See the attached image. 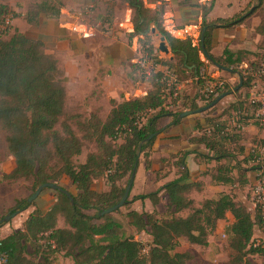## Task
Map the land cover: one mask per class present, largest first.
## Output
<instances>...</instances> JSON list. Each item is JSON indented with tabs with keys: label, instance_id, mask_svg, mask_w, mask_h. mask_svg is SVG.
<instances>
[{
	"label": "trees",
	"instance_id": "trees-1",
	"mask_svg": "<svg viewBox=\"0 0 264 264\" xmlns=\"http://www.w3.org/2000/svg\"><path fill=\"white\" fill-rule=\"evenodd\" d=\"M123 1L132 14L134 30L127 33L130 41L137 38L142 52L155 64L174 70L179 81L187 78L186 70L200 89L211 79L202 72L205 62L201 53L225 73H239L240 80L233 87L222 77L226 81L221 94L230 93L242 81L235 90L237 99L221 113L213 115L216 105L202 112L206 114L205 124L198 125L200 134L192 138L214 153L211 158L218 164L211 173L212 178L217 183L232 186L231 191L203 199L196 205L192 195L194 191H201L204 183L189 181L186 162L189 153L183 152L175 162L180 169L178 177L155 192L138 195L125 203L129 205L132 200L149 198L158 204L161 190L168 195L166 209L162 212L131 209L126 213L136 232L150 236L147 248L143 241L126 232L113 213L101 214L122 199L126 188L119 182L125 177L126 183L129 182L141 154L148 158L154 150V143L163 130L161 120L171 116L169 127L181 122L179 115L183 111L199 109L212 101L200 105L198 92L174 96L171 91L170 96L165 95V71H158L152 75L151 87L145 94L113 101L104 118L100 110H95L79 121V130L83 133L80 136L72 126L71 121L76 116L69 112L67 77L57 56L49 52L46 43L39 38L16 29L10 33V20L14 18L22 17L34 27L46 19L59 20L62 1L38 0L22 15L12 5L0 3V130L5 132L7 149L15 159L12 172L2 175L0 180H24L32 193L41 184L52 182L72 195L69 197L62 190L50 188L55 193V201L48 210L39 207L36 201L17 200L12 212H23L30 206L35 208L22 228L0 237L1 264H33L31 251L40 257L37 264L52 263L55 254L71 258L74 264H191L193 254L177 249L180 239L207 246L210 235L229 213L234 218L226 228L230 264H255L250 255L264 257V245L254 241L257 224L264 226V206L260 203L253 214L246 203L238 199L237 192L251 183L249 172L264 170V159L257 148L248 151L242 143L245 131L227 135L222 132L234 111L251 107L252 76L242 64L253 54L256 58L247 62L251 68L259 66L264 60V50L256 54L226 49L223 56L212 53L213 30L243 21L251 14L250 9L233 18L208 20L213 2L201 5V34L206 27L203 48L202 42L194 46L190 37H176L166 30L164 2L151 7L145 0ZM257 8L264 14V0H258L254 11ZM153 29L165 36L172 58L162 60L157 55L152 41ZM256 30L264 35V18ZM143 56L147 60L145 54ZM131 61L135 62V58ZM254 124L261 125V122L255 120ZM85 140L94 143L96 150L88 153L85 162L77 163L75 158L82 153ZM257 144L264 147V139ZM1 161L0 153V164ZM233 161L234 164L229 165ZM149 166L150 160L147 161ZM102 177L110 185L108 191L93 188L94 181ZM70 186L77 193H73ZM60 216L64 217V227L58 225Z\"/></svg>",
	"mask_w": 264,
	"mask_h": 264
},
{
	"label": "crops",
	"instance_id": "crops-1",
	"mask_svg": "<svg viewBox=\"0 0 264 264\" xmlns=\"http://www.w3.org/2000/svg\"><path fill=\"white\" fill-rule=\"evenodd\" d=\"M145 2L151 7H156L161 2H164L166 6V12L172 16L176 26L179 28H182L184 26L201 25L203 20L201 5H209V3L211 2H213V6L207 15L208 20H215L218 18H233L244 10L250 9L251 14L247 16V18H245L243 21H240L238 23H231L230 25L225 27L218 26L213 30L212 53L216 56H223L226 49H230L232 51L246 50L256 54L264 50V45H262L264 43V35L258 33L256 30V27L264 18V14L261 12L260 8H257V10L254 11L256 5L258 4V0H157L151 2H147V0H145ZM62 10L65 9L62 8ZM128 11L131 12L130 9H128ZM258 16L259 18L255 19ZM64 19H70V17L67 15V17ZM53 21L55 20H43L39 26H48L49 29L52 24L51 22ZM250 21H252V23H250ZM56 22H58V20H56ZM60 29H55L54 35H51V38L57 40V49L52 48V46L49 45V42L45 38H40L37 36L33 37L43 40L47 45L48 51L55 54L59 59L60 67L67 77L66 87L68 99H70V96H72L70 91L71 88L74 89V92H76L77 96L85 89L88 90V92L91 91L93 93L96 88L100 87L106 90L107 94H115L122 89V87L120 88L121 84L117 82L119 77L118 75H121L122 78H125V80L127 81L130 80L134 82V80H132L129 75V69L127 68V66H131L130 63L133 59V50L131 49L133 47L131 48L129 46V43L125 40V37L114 35L110 36L109 38H103L102 36L100 37L99 35H97L94 38L81 39L72 33H64L62 31L65 30L64 28H62L61 30ZM48 32L50 33V30ZM45 37L48 36L45 35ZM247 57L252 58L251 60H253L256 58V55L251 54ZM201 58L204 61L205 57L201 55ZM204 62L206 68L209 70V73H211L212 76L217 75L225 78L231 85V87H233L234 84L238 80H240L239 73H225L215 65L210 64L207 59ZM163 68L166 67L160 65L158 70H162ZM86 74H91V77H87ZM189 74L190 72L186 70V75ZM188 81H190V79H188ZM111 82H113L114 84L112 85ZM144 85H146V83ZM183 86L184 83L182 87ZM235 90L236 89L233 90V94H231L230 96L228 95L227 97L232 98V100H230L231 103L237 99ZM137 91H147V89H145V87L142 88L141 86L140 88H137ZM121 95L122 93L118 94L116 100L120 101L119 99ZM79 96L82 95L80 94ZM198 103L200 105L203 104L201 101H198ZM181 104L182 102L180 101L179 106ZM219 105H221V103ZM92 106L93 105H91L90 107ZM217 111L218 109L213 113V115L218 114L219 112ZM205 116L206 115L202 113L189 114L187 116L180 117L182 118L181 122L169 127L168 125L171 123L173 118L171 116L163 118L161 120V123L167 119L168 124L162 127L163 130L159 133L154 143V150L150 152V155L148 157V159L150 160L149 169H147L145 166L139 167L135 182H138V180H143V185L150 184L152 186H154L156 183H159V189L167 181L172 180L180 175V169L178 166H176L175 162L177 161L179 156H181V153L188 152L189 154L186 156V162L190 172L189 181H202L204 183L203 189L201 191H194L192 195L193 197L196 194H198L199 196L200 194L204 193L209 184H212L215 187L226 188L221 189L218 193L230 192L232 186L217 183L212 178L211 173L215 171V167L218 164L216 160L211 158L213 157L214 153L207 149L204 144L192 140L193 137L200 134L198 125L205 124ZM190 123H192L194 129L197 130L194 131V133H181V126H185L186 124ZM255 128L262 131V129H264V123H261V125H250L244 132L242 143L246 145L248 151L250 148L251 150L253 148H257L261 153H264V147L257 144L261 143V139H264V133H259V131L258 133H249L250 130H253ZM187 135L188 141L184 139ZM157 142H161V145H157ZM180 144V147H176ZM160 146L164 147L161 148ZM163 148H167L166 150H164L165 154H160ZM239 158L241 159L242 157L240 156ZM261 158H264V156ZM230 164H234V161L231 163L229 162V165ZM252 174L253 172H249L248 174L250 177V181L252 178ZM247 187L248 186H245L243 189ZM161 191L164 192V190ZM140 193L146 194L143 193V191H141ZM165 195L168 198V195L166 193ZM218 195L205 196L204 199L215 198ZM238 199L243 201V199L241 198ZM137 200H150V202H152L147 203L152 206V210L148 211L147 209V212H151L155 209L158 210L155 206H157L159 203L154 204L153 201L149 198ZM38 205L44 210L49 209L43 207L40 203H38ZM158 211L162 212L161 210Z\"/></svg>",
	"mask_w": 264,
	"mask_h": 264
},
{
	"label": "rangeland",
	"instance_id": "rangeland-1",
	"mask_svg": "<svg viewBox=\"0 0 264 264\" xmlns=\"http://www.w3.org/2000/svg\"><path fill=\"white\" fill-rule=\"evenodd\" d=\"M38 0H0V3H5L12 5L13 8H15L16 12L20 13L21 15L27 12L28 6L30 4L36 3ZM63 3V9L70 13H77L78 11H83V15L86 17V19L90 20V22H100L104 19H108L112 25L113 30L110 34H106L103 31L98 34L100 37L103 38H109L110 36H123L125 37V40L128 41L129 46L132 48L133 42L130 41V37L127 35V32L121 28V24L124 22V19L126 17V14L128 12V6L125 1L123 0H61ZM151 1H157V0H147V2ZM254 3V2H253ZM91 9L92 12L85 13L86 9ZM67 17V13L61 12V16L58 20V22L53 21L51 22V26L48 29V26H37L34 27L28 23H26L22 17L14 18L10 20V33L14 32V29L18 30L19 32L37 36L40 38H45L49 45L52 46V48L57 49V40L51 38V35H54L55 29H62L61 25L59 27V21L65 20L64 18ZM259 16L255 19H258ZM14 21V22H13ZM252 23V21H250ZM60 29V30H61ZM50 30V33L48 32ZM47 31V32H45ZM64 33H72L70 31L62 30ZM53 32V33H52ZM73 34V33H72ZM47 35L48 37H45ZM152 41L157 48V55L162 59H169L172 57V53L169 54L164 53L159 50V43L160 38L158 35L153 33ZM264 45V43L262 44ZM131 50L133 53V56L135 58V62H131L130 64L132 66L127 68L129 69V75L132 81H127L125 78H122L121 75H118L117 82L121 84L120 88L122 89L119 92H116L115 94H107V91L103 88H96L94 92L91 91L88 92V90H83V92H80L82 96H77L76 92H74V89L71 88V95L69 99V112L74 114L76 116V119L73 118L72 126L75 129V131L81 136L83 133L79 130V121H82L84 118L88 117L89 114L92 111L100 110L101 117H106L107 113L112 107L113 101L116 100L118 94H121V97L119 100H121L123 97L130 99L133 97L140 96L141 91H137V88L145 87V89H149L151 87L152 82V75L156 72H162L166 71L167 67L162 65V70H158L160 65L155 64V61L148 57L147 53H143L142 51H135L134 48ZM147 58V60L144 58V55ZM252 58H245L247 61H251ZM203 73L211 77V73H209V70L206 68V66L202 70ZM87 77H91V74H86ZM222 78V77H221ZM190 79V81H188ZM223 79V78H222ZM237 79V78H236ZM225 80V79H224ZM226 81V80H225ZM236 81V80H235ZM238 82V81H237ZM112 85L114 84L111 82ZM146 83V85H144ZM184 83V86L182 87ZM235 83V82H234ZM180 84H181V90L180 94H183L184 92L190 93V95H195L197 92L199 94V97H201L200 93V87H196L194 85L193 79L187 75V78H180ZM123 85V86H122ZM234 89L230 93H228L217 105V109L219 113L223 112L224 109H226L230 105V100L232 98H227L228 95L230 96L233 94ZM92 93V94H91ZM98 95V96H97ZM128 96V97H127ZM202 98V97H201ZM201 101L202 102V100ZM94 103V104H92ZM221 103V105H219ZM223 104V105H222ZM93 105L92 107H90ZM219 105V106H218ZM203 114V113H202ZM206 115V114H204ZM191 119V118H190ZM192 120V119H191ZM168 124V120H164V122L160 123V127L166 126ZM253 125V124H252ZM182 127L183 134L186 133H194L197 129H194L193 124H186ZM264 133V129L260 131L259 129L255 128L253 130H250L249 133ZM5 132L0 130V153H1V164H0V177L4 174H8L12 172V170L15 167V159L12 156V154L8 151L5 141ZM185 140L188 139V135ZM188 141V140H187ZM182 144V143H181ZM180 145H177L176 147H180ZM157 145H161V142H157ZM250 145V144H249ZM248 145V146H249ZM161 147V146H160ZM164 147V146H162ZM161 147V148H162ZM167 148H163L160 154H165V151ZM96 150V146L94 143L85 140L82 153L75 158V161L77 163L85 162L88 153L93 152ZM264 159V158H263ZM147 161L149 159L147 157H144L143 154H141L139 159V166L137 167L135 178L137 175V171L139 167H147ZM264 164V163H263ZM258 173L252 174L251 183L248 185L247 188L242 189L237 192L238 198L243 199L245 201L246 205L250 209V211L254 214L256 207L261 203V197L256 192V184L258 182ZM134 182L131 188L130 196L128 200L134 199L137 195H140L141 191L143 193L153 192L158 190V184L156 183L154 186L150 184L143 185V180H138V182ZM127 177L120 180V186L126 188L128 183H126ZM164 181V180H163ZM161 181V182H163ZM143 182V183H142ZM160 182V183H161ZM136 183V184H135ZM30 186V185H29ZM28 186L27 182L24 180L19 181H9V180H0V223H1V229H0V237L6 235L7 233L12 232L13 230H18L22 228V224L28 215L30 211H32L35 206H30L26 211L19 212L17 215L10 217L8 220L5 219L7 215H11L12 211L11 209L15 206V201L17 200H23L28 199L30 195L32 194L31 188ZM93 188L97 191H108L110 189V185L108 184L105 177L96 179L93 184ZM70 189L73 191V193H77V191L74 189L73 186H70ZM221 187H215L212 184H209L204 191V193L194 195V199L196 202V205H199V203L205 198V196H213L218 195ZM160 202L157 206H155L158 210H165L166 205L168 203V198L165 195L164 192L160 191ZM34 201L36 203L42 204L45 208H50L52 204L55 201V193L52 189L46 188L42 194H40ZM152 203L150 200H132V202L128 205L125 204L121 208H119L117 211L113 213L115 218H117L121 223H123V227L126 230L127 233L130 235H134L136 239H139L143 241L146 244V248L148 247V240H150V236L145 233L136 232L135 228L130 225V218L126 216V213L130 209H135L139 211H148L152 210V206L147 203ZM264 206V204H263ZM154 207V206H153ZM24 213V214H23ZM90 213H95V211H90ZM187 213H184L186 215ZM234 218L231 213L227 215V217L223 220H221L218 224L217 229L210 235L209 237V243L207 246H200L195 244H190L186 239H180L181 244L178 246V250H188L190 251L194 258L191 261V264H230V255L231 250L228 247V238L226 234V228L228 225H230L233 222ZM58 225L60 227H64L65 220L64 217H59ZM254 241L258 244L264 245V226H260L257 224L254 232ZM54 261L50 264H74L71 258L64 257L62 254H55L54 255ZM33 264L39 263L40 257L36 255L34 252L31 251L30 256ZM250 259L255 264H264V257L258 254L250 255Z\"/></svg>",
	"mask_w": 264,
	"mask_h": 264
},
{
	"label": "built area",
	"instance_id": "built-area-1",
	"mask_svg": "<svg viewBox=\"0 0 264 264\" xmlns=\"http://www.w3.org/2000/svg\"><path fill=\"white\" fill-rule=\"evenodd\" d=\"M63 13H67L70 19L62 20L60 25L65 30L72 32L74 35L81 39H90L96 37L102 31L106 34H110L113 30V25L108 19H104L100 22H90L83 15V11H78L77 13H70L68 11L62 10ZM92 12L91 9H86L85 13ZM165 27L168 32L176 37H190L194 46H199L201 42V25L194 26H184L179 28L176 26L172 16L169 13H165ZM121 28L127 33L133 32L134 27L132 23V14L130 11L127 12L124 22L121 24ZM134 45L132 47L136 51H142L141 46L138 43V39L134 38ZM202 56H204L201 53ZM205 57V56H204ZM206 58L204 59V61ZM243 67L249 70L252 76L251 88L249 91V100L251 102V107L243 108L241 110L234 111L231 119L226 125L225 130L222 132L224 135L227 133H234L245 131L253 121L260 120L264 123V60L261 64L255 68H251L247 61L243 62ZM166 78V88L164 89L165 95H171L173 91L174 96H178L181 90V84L178 80L177 74L174 70L168 69L165 71ZM205 81L203 87L200 89L201 100L203 104H208L213 101L225 88V80L220 76L214 75ZM146 91H141L140 94H145ZM251 110L253 112H251ZM253 115V116H252ZM209 131V127L206 129ZM264 156V153L262 152ZM262 156V157H263ZM258 182L256 184V192L261 197V204H264V170L257 172ZM1 264V258H0Z\"/></svg>",
	"mask_w": 264,
	"mask_h": 264
},
{
	"label": "water",
	"instance_id": "water-1",
	"mask_svg": "<svg viewBox=\"0 0 264 264\" xmlns=\"http://www.w3.org/2000/svg\"><path fill=\"white\" fill-rule=\"evenodd\" d=\"M205 30H206V27L203 28L202 30V34H201V42H202V47L204 48V33H205ZM153 33H155L156 35L159 36L160 38V43H159V50L164 52V53H167L169 54L171 52V49L169 47V44L165 38V36L161 35L159 32H157L155 29H153ZM231 70V69H229ZM242 84V81L240 82V84L236 87V89H238L240 87V85ZM228 93H224V94H221L219 95L217 98H215L210 104L204 106V107H201L199 109H196V110H193V109H188V110H185L183 111L179 116L180 117H184V116H187L189 114H194V113H202L204 112L205 110H207L208 108H212L214 107L215 105H217ZM152 137V136H150ZM136 170H137V166L134 167L133 171H132V174H131V177L129 179V182H128V185L126 187V190L124 192V195L122 197V199L117 202L115 205L109 207V208H106L104 210L101 211V214H108V213H114L115 211H117L119 208H121L122 206L125 205L126 201L128 200L129 196H130V192H131V188H132V185H133V182H134V178H135V174H136ZM46 188H53V189H58V190H62V192H65L67 193V195L69 197H71L72 195L70 193H68L66 190H63L61 189V187L55 183H52V182H46V183H43L41 184L31 195L30 197L27 199V201L29 203H31L32 201H34L40 194L41 192L46 189ZM19 212H12L11 215H7L5 217L6 220H8L10 217H13L15 215H17ZM55 264V263H53Z\"/></svg>",
	"mask_w": 264,
	"mask_h": 264
}]
</instances>
